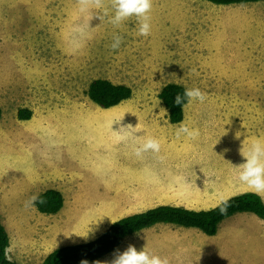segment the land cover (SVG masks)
I'll return each mask as SVG.
<instances>
[{"label":"rangeland","instance_id":"rangeland-1","mask_svg":"<svg viewBox=\"0 0 264 264\" xmlns=\"http://www.w3.org/2000/svg\"><path fill=\"white\" fill-rule=\"evenodd\" d=\"M46 1L0 0V174L7 188L1 201L10 216L0 217L9 225L8 258L41 264L54 249L93 240L125 216L161 204L209 209L237 195L241 150L264 141V2L153 0L152 31L144 37L135 18L118 28L108 23L110 0L103 23L80 14L76 0H48L49 15L42 16ZM89 21L88 35L78 37L73 29ZM116 35L122 43L112 50ZM97 79L130 87L131 99L100 108L87 95ZM170 83L207 94L203 104L184 109L183 122L200 130L196 139L177 137L179 124L169 122L159 93ZM20 109L31 118L19 120ZM142 113L164 126L153 134L139 127L119 141L115 132ZM152 135L166 161L155 166L158 177L141 168L153 157L132 151L137 138ZM48 189L64 196L56 215L30 203ZM29 203L34 211L27 213ZM258 236L263 242L264 233ZM257 247V260L248 256L246 263L264 264V247ZM194 264L207 263L196 256Z\"/></svg>","mask_w":264,"mask_h":264},{"label":"trees","instance_id":"trees-1","mask_svg":"<svg viewBox=\"0 0 264 264\" xmlns=\"http://www.w3.org/2000/svg\"><path fill=\"white\" fill-rule=\"evenodd\" d=\"M219 6L244 5L248 3L264 2V0H205ZM185 87L170 83L164 86L159 98L168 111V119L172 124H179L184 120V110L175 106L174 97L183 95ZM89 99L102 109H111L122 102L131 99L133 91L126 85H115L105 79L93 81L87 91ZM2 109L0 107V120ZM31 118V111L20 109L18 119L25 121ZM34 205L39 213L56 215L64 207V196L56 189H48L38 195ZM226 208V213L221 212ZM253 213L264 220V201L255 193H243L230 197L217 206L206 210H194L184 206L158 205L143 212L131 214L110 224L107 229L93 240L60 246L50 252L41 264H82L95 262L117 249L125 238L157 224H170L183 228H196L208 236H215L221 224L237 215ZM10 246L9 234L0 217V264H19L7 256Z\"/></svg>","mask_w":264,"mask_h":264},{"label":"crops","instance_id":"crops-1","mask_svg":"<svg viewBox=\"0 0 264 264\" xmlns=\"http://www.w3.org/2000/svg\"><path fill=\"white\" fill-rule=\"evenodd\" d=\"M40 3L41 15L43 16L44 14L46 17L47 15H49V13L46 11V7H48L49 1L47 0L45 2L46 4H44V2ZM150 116L154 115H152L151 113H142L141 115L132 114L130 117H128V120L136 121L131 124L134 127L139 126L147 134L158 133L159 130H157L155 126L160 125L162 127L164 126V124H160V122L158 121L159 118H151ZM260 134H262V132L259 133L258 139L261 138ZM152 137L158 139L157 136L152 135ZM149 154L153 158H149L147 156L146 160H148V162H146V165L148 166V168H145L144 164H142L141 168H143V170H148V172H145L147 175H155L156 177H158L159 172L156 170L155 166L158 164V166H160L161 164H165V156H163L164 159L161 162V160L154 156L152 153ZM158 161H160V163H157ZM161 167L162 165L160 166V168ZM110 177H112V175H110ZM4 178L5 176L0 174V215H4L9 218L10 216H8V214L4 210V202L1 201V196L3 195L4 191L7 190L4 183ZM237 180V184L240 187L239 193L243 194V192H252L244 184H242L239 179ZM239 193H237V195ZM35 196H38V194ZM218 204H216L215 206H217ZM29 207L30 209L29 211H27V213L31 212L32 210L30 203ZM22 208L28 209L26 204ZM206 209L208 208H204L202 210ZM16 218L18 219L17 223H20V218ZM3 224L5 227H9L7 220L4 221ZM11 225L15 226V224ZM17 227H25V225L20 223L17 225ZM106 229L107 227L104 229V231ZM261 232L264 233V220L260 219L253 213L237 214L225 220L221 224L219 231L215 236H208L196 228H183L170 224H157L152 228L143 230L137 234L125 238L123 243L117 249L93 263L102 264L106 261L107 258H109V263L111 264L117 253H123L131 245L134 246L137 251H142L147 247V251L150 255L157 254L162 258L166 257L169 260V264H194L196 256L201 257L207 264H227L223 261L226 258L228 259V264H251V262L246 263V258L250 256L253 257L254 260H257L260 249L257 246H261L262 248L264 247V237L262 242L261 238L258 236ZM230 249H234V251L237 252V254L239 255L238 259H234L230 256V254L232 253Z\"/></svg>","mask_w":264,"mask_h":264},{"label":"clouds","instance_id":"clouds-1","mask_svg":"<svg viewBox=\"0 0 264 264\" xmlns=\"http://www.w3.org/2000/svg\"><path fill=\"white\" fill-rule=\"evenodd\" d=\"M78 6V12L85 15V17H91L96 15L99 19L104 21L108 15L105 0H76ZM111 8L114 10V15L108 19V23L114 27H120L125 21L135 18L137 21V35L148 37L152 31L151 25V12L153 8V0H110ZM104 9L101 13L100 10ZM99 13V14H98ZM90 21L84 25H77L73 31L80 38H84L88 35V29H90ZM122 43V37L116 35L113 37V42L110 45L112 50L119 49ZM76 47L79 48L80 44L77 42ZM207 100V94L202 92L199 88H185L183 95L177 94L174 97V104L180 107L182 111L190 107L193 103L199 102L203 104ZM139 131V126L133 128L132 125H128L127 128H122L117 134V139L121 142L127 141L130 136H134L135 132ZM200 135L198 128H190L183 121L176 126V136H185L190 139H196ZM240 133H237L239 138ZM141 141L138 145L133 146L134 155L143 159L145 153H152L158 159L163 160L164 157L161 153V142L152 137H140L137 138ZM241 155L245 158L244 163L237 168L241 169L238 179L244 184L250 191L260 195L264 199V141H254L250 148L245 151L244 147L241 150ZM40 198L38 196L31 197L30 203L34 205ZM43 203L42 200H40ZM226 208H221L222 213H226ZM49 216V215H48ZM82 264H87L86 261ZM111 264H169L168 258L160 257L157 255H150L147 251V247L142 251H137L134 246H129L123 253H117Z\"/></svg>","mask_w":264,"mask_h":264},{"label":"bare ground","instance_id":"bare-ground-1","mask_svg":"<svg viewBox=\"0 0 264 264\" xmlns=\"http://www.w3.org/2000/svg\"><path fill=\"white\" fill-rule=\"evenodd\" d=\"M88 264V263H87Z\"/></svg>","mask_w":264,"mask_h":264}]
</instances>
